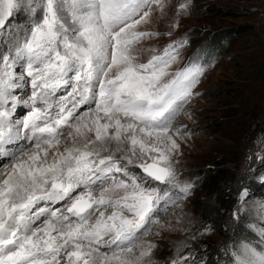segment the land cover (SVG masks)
Wrapping results in <instances>:
<instances>
[{
    "label": "snow or ice",
    "instance_id": "1",
    "mask_svg": "<svg viewBox=\"0 0 264 264\" xmlns=\"http://www.w3.org/2000/svg\"><path fill=\"white\" fill-rule=\"evenodd\" d=\"M170 7L0 0V264H158L157 243L144 239L153 228L157 237L191 229L184 205L195 185L180 179L179 158L192 130L178 117L191 119L187 106L215 59L201 55L202 42L180 66L192 30L174 33L193 2L178 0L169 18ZM164 36L162 48L144 47ZM235 183L231 221L264 215L252 188L264 185V169L249 166ZM169 207L179 209L174 222L160 218ZM211 231L202 225L188 239ZM190 249L180 242L165 264H209ZM224 252L231 264H264L250 242Z\"/></svg>",
    "mask_w": 264,
    "mask_h": 264
},
{
    "label": "rangeland",
    "instance_id": "2",
    "mask_svg": "<svg viewBox=\"0 0 264 264\" xmlns=\"http://www.w3.org/2000/svg\"><path fill=\"white\" fill-rule=\"evenodd\" d=\"M177 2L171 0L169 18ZM192 2L191 14L181 17L180 27L174 33L176 37L192 30L191 42L182 53L180 66L187 62L202 42H205L206 52L201 55L211 54L208 57H214L215 63L205 72L196 88L199 96L187 106V110L192 113L191 119L183 115L178 117L192 130L191 138L182 145L180 179L194 183L201 175L206 176L212 174V169H219L233 174L231 178L236 181L249 166L257 170L264 169L263 161L257 158L258 153L264 154V0ZM214 4L227 15H220L214 9ZM17 22L25 21L18 18ZM156 30L166 32V21H161ZM225 35L228 37L224 38ZM167 42L168 37L164 36L145 41L144 47L162 48ZM211 44L221 50L219 55L207 49ZM147 56L145 53L141 59ZM24 92L30 94V88L19 90V94ZM136 171L140 172L139 169ZM235 181L231 182L233 188L236 187ZM201 182L194 183V189L185 201L184 211L193 220L188 232L164 231L157 237L154 235L156 229L153 228L149 237L144 238L157 243L154 259L158 264H165L182 241L191 244L190 250L197 260L207 257L211 245L216 244L222 250V264H231L228 259L230 252L227 255L224 252L225 245H239L243 241L250 242L258 250L264 249V237L260 235L264 229V215L246 212L239 222L231 221L233 206L228 212L224 210V218H216L208 213L206 206L212 199L208 191L200 188ZM258 185V188L263 187V191L255 190L257 197H260L264 195V185ZM178 211L169 207L166 213H161L160 218L167 220L172 217L174 222ZM202 225H211L212 231L197 236L195 241L189 240ZM251 225H255V228Z\"/></svg>",
    "mask_w": 264,
    "mask_h": 264
},
{
    "label": "trees",
    "instance_id": "3",
    "mask_svg": "<svg viewBox=\"0 0 264 264\" xmlns=\"http://www.w3.org/2000/svg\"><path fill=\"white\" fill-rule=\"evenodd\" d=\"M215 7L216 6L214 4V9L219 12L220 15H227V12H223L220 8ZM227 37V35L224 36V38ZM208 48L209 50H212V53H215L216 55L220 54L219 51L221 50H219V48L216 49L215 44H211V46L208 45L207 49ZM208 54L209 53H205L206 56H208ZM262 167L264 168V161L262 162ZM232 176L233 174H227L223 170L219 171L218 169L215 171L214 169H212V174L210 173L206 176H202V178L196 182L199 183V181H202L200 183V188H203L204 191H208L211 195L212 201L208 203L206 207L208 208V213L213 214V216H216V218H224V210L228 212L229 210H231L230 208H232L236 204L237 193L235 191L236 187H232V183L235 181L231 178ZM258 186V184L254 183L252 185V188L254 190L263 191V187L260 186V188H258ZM215 245L216 244L211 245V249L208 252L209 255L207 256V258L209 259L210 264H222L224 260V257L222 256V250ZM229 255L228 259H230Z\"/></svg>",
    "mask_w": 264,
    "mask_h": 264
}]
</instances>
